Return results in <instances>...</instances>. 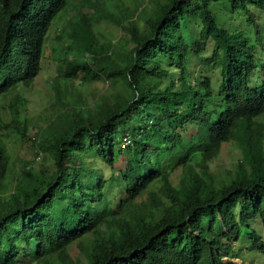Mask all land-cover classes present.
I'll list each match as a JSON object with an SVG mask.
<instances>
[{"label":"trees","instance_id":"1","mask_svg":"<svg viewBox=\"0 0 264 264\" xmlns=\"http://www.w3.org/2000/svg\"><path fill=\"white\" fill-rule=\"evenodd\" d=\"M68 5L0 0V67L24 69L17 78L0 73V98L33 85L48 32ZM103 6H90L93 20L112 17ZM260 13L264 0H142L122 17L130 18L126 51L101 42L92 18L80 16L68 44V53L74 44L79 53L64 58L60 74L65 80L79 71L105 76L113 94L41 131L37 147L52 166L43 179L24 167L13 191L0 190V264H74L69 248L75 242L87 264H201L205 250L209 264H239L242 238L264 253ZM191 16L201 27L189 42L183 29ZM57 95L64 99L60 85ZM16 130L26 138L28 122ZM234 140L245 160L230 182L217 184L206 170L193 171L196 156L206 167ZM122 157L135 174L132 184L115 166ZM163 165L183 168L176 185ZM9 167L0 142V184ZM145 192L149 206L138 201ZM108 207L117 215L103 219V235L98 218Z\"/></svg>","mask_w":264,"mask_h":264},{"label":"rangeland","instance_id":"2","mask_svg":"<svg viewBox=\"0 0 264 264\" xmlns=\"http://www.w3.org/2000/svg\"><path fill=\"white\" fill-rule=\"evenodd\" d=\"M95 2L104 5L103 9L112 17L107 16L93 20L91 16L93 11L90 6ZM140 2L142 0H69L68 7L59 14L48 32L44 45L42 71L33 85L30 88H25L22 85L18 86L0 98V142L10 154L9 171L0 184V190L4 192L13 191L16 177L24 167H27L36 179H43L52 166L49 160H45V154L39 151L37 147L41 131L51 123L57 122L61 115L72 112L74 108L95 107L99 100H110L113 94L112 86L105 76L102 79H94L91 76L88 77L85 71H79L77 76L67 77V80H65L60 74L62 66L65 65L64 58L72 59L79 53L75 44L72 45L70 53H68V44L71 42L70 35L75 30L74 24L79 17L88 15L92 18L93 29L101 42L105 44L114 43L115 49L126 51L131 46L130 33L127 30L130 25V18L127 16L126 19L122 20V17L125 14L128 15ZM263 18L264 13H260L258 20L261 27L264 28ZM241 22L243 27L248 25L245 18H242ZM200 27L201 20L197 16H191L187 22V27L183 29L189 42L196 40ZM92 67L96 69L94 64ZM23 70L0 67V73L5 78H17L18 75L23 73ZM142 78L146 80L144 75H142ZM150 84L155 86L153 80ZM58 85L62 88V98H64L62 101L59 100L57 95ZM24 121L28 122L30 131L26 138L22 137L16 130V125ZM257 121L264 123V114ZM244 160V151L238 142L234 140L224 143L219 155L206 163V167L202 166L200 156H196L190 166L193 171L206 170L209 173L210 180L219 184L230 182L235 177L240 163ZM115 166L131 177L129 183L132 184L135 174L127 169L126 158H120ZM166 171L170 172L171 181L176 185L180 181L184 170L179 168L176 171H170L166 168V165H163V172ZM26 179L33 180L29 175H26ZM158 187L160 188L159 195L165 198L162 184H159ZM138 201H144L149 206L148 193H143ZM159 214H161L160 211ZM114 215H117L116 212L108 207L98 218L103 235L107 232L103 219ZM258 227L260 233L264 236V226L259 224ZM236 247L241 250L239 258H235L234 261L239 264L243 262L245 264H264V253L252 249L254 247L248 238H242L236 243ZM69 255L74 264H87V258L77 242L70 246ZM173 255L176 259L183 257V253L175 251H173ZM201 264H209L207 250H205Z\"/></svg>","mask_w":264,"mask_h":264},{"label":"built area","instance_id":"3","mask_svg":"<svg viewBox=\"0 0 264 264\" xmlns=\"http://www.w3.org/2000/svg\"><path fill=\"white\" fill-rule=\"evenodd\" d=\"M125 140H127L126 143H128L130 141L129 139H125Z\"/></svg>","mask_w":264,"mask_h":264}]
</instances>
